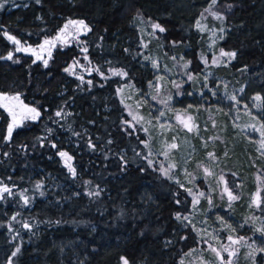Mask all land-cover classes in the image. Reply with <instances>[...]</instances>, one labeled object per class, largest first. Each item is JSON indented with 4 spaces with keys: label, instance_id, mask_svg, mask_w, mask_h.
<instances>
[{
    "label": "rangeland",
    "instance_id": "rangeland-1",
    "mask_svg": "<svg viewBox=\"0 0 264 264\" xmlns=\"http://www.w3.org/2000/svg\"><path fill=\"white\" fill-rule=\"evenodd\" d=\"M207 3L192 19L191 26L204 38L203 44L194 39L193 42H197L190 46L186 40L185 49L189 54L173 58L164 52L165 41L161 36L168 32L165 27L137 11L132 12L129 26L133 30L129 35L134 37L125 36L121 47L124 58H129L145 75L147 82L141 89L135 87L128 74L114 67L112 62L106 60L105 67L91 62L84 40L88 28L80 25L79 21L66 22L60 31L42 39L36 46L4 36L10 49L0 56V63L16 72L20 71L17 66L22 65L26 58H31L33 63H42L51 71L52 65L49 64L55 50L60 49V52H68L72 56L60 69L65 87L61 86V78L53 76L46 92L40 91L35 80H30L23 91L20 85L11 88L10 92L0 91V95L5 96V100L0 102V111L7 118L0 141V231L4 232L12 248L5 264H16L17 256L27 249L30 239L44 230L62 229L66 225L78 230L77 227L83 224L72 215L53 220L43 216L42 209L63 210L67 204L71 205L73 198L83 196L93 206H101L100 198L105 190L83 179L89 170L81 161L87 150L96 153L91 136L95 128L111 137L107 139L108 144L115 142L114 137L121 138L120 146L128 139L135 140L143 146L146 164L152 165L158 176L171 179L176 184L177 196L183 197L186 193L190 197L191 214L177 213L175 218L181 217V221L175 219L179 227L172 229L170 237L162 240L163 250L180 243L177 245L179 256L176 264H228L229 261L231 264H264V232L260 231L264 229L262 96L250 94L237 78L227 77L226 73L220 75L235 59V56L224 54L233 53L225 49L224 38L230 32L227 21L239 10L240 3L224 0ZM213 13L223 18L218 19ZM157 24L164 31L153 27ZM169 34V44L175 48L179 38L174 37L173 31ZM194 46L198 48L194 49ZM200 46L203 47L200 49ZM9 54L11 59L7 58ZM189 75L193 79L189 80ZM66 85H70L69 88ZM186 95L194 97L195 101L186 99L184 103ZM16 96L19 100L12 99ZM257 96L260 99H256ZM47 103L53 108L46 107ZM77 103L84 106L82 112L72 111ZM29 108L36 109L40 115L32 119V113L24 112ZM115 108L119 111L117 114ZM9 109L15 113L16 126L11 137L6 139L8 126L13 123ZM57 111L61 112L60 116L56 115ZM178 115L180 119H177ZM189 116L192 117L190 121L187 119ZM184 122L191 130L184 126ZM0 123H3L1 118ZM109 124L112 129L104 131ZM35 128L42 129V134ZM32 131L35 137H25L24 132ZM227 136L243 150L251 149L255 153L258 160H254L258 163H253L254 170H250V160L242 151L239 159L246 163L242 167L231 163L233 159L238 160L239 151L224 143ZM172 144L176 147L172 148ZM70 149L71 152L76 151L78 161L68 154ZM60 152L67 155L62 157ZM118 152L122 160H133L127 147H121ZM203 156L210 166L205 165ZM44 166L56 168L58 175L45 170ZM70 169H74L75 174ZM246 171H249L247 178ZM37 183L41 185L39 189L36 188ZM4 187H8L10 192H3ZM225 187L236 199L229 200ZM40 192L44 195L41 196ZM96 192L99 195H89ZM169 194L171 197L174 190H169ZM105 211L115 210L107 207ZM119 213V217L113 215L111 219V222L118 223L117 226L132 220L128 214ZM140 218L145 216L142 214ZM25 223L28 228L24 227ZM97 225H89L87 230L90 233L98 230L97 234H100L97 236H100L107 229L99 223ZM107 228L112 226L108 224ZM140 229L142 238H146L149 229ZM179 235L180 241L175 243ZM229 236L238 242L233 243ZM187 239L192 240V245L182 251L181 243ZM114 240L116 244L120 243L119 239ZM95 245L89 246L92 258L86 255L81 244L68 243L65 248L61 249L59 245L55 248L60 260L70 254V264H88L102 253ZM17 248L19 252H16ZM13 252L16 255L13 256ZM115 260L114 264H124L125 260L127 264H143L126 256ZM104 264L111 263L104 261Z\"/></svg>",
    "mask_w": 264,
    "mask_h": 264
},
{
    "label": "trees",
    "instance_id": "trees-1",
    "mask_svg": "<svg viewBox=\"0 0 264 264\" xmlns=\"http://www.w3.org/2000/svg\"><path fill=\"white\" fill-rule=\"evenodd\" d=\"M208 1L210 0H40L37 3V0H0V4H2L0 7V56L10 49V44L4 38L5 35L14 37L30 46H36L42 39L55 35L66 22L84 21V25L88 28L84 40L91 62L100 67L107 66L104 64L106 60L112 62L114 67L124 70L128 74L129 81L135 87L141 89L147 82L145 75L133 62L129 61V58H124L123 46L121 47L124 37L131 36L129 33L133 30L129 26L133 16L132 12L137 11L165 27L168 32L161 36V39L165 41L164 52L169 58H173L177 55L189 54L185 49L186 40L190 46L197 42V40L193 42L194 39H198L200 45L203 44L204 38L192 30L191 26L192 19L197 17L201 8L208 4ZM224 1L238 2L240 8L228 19L227 25L230 27V32L224 38L225 49L234 52L235 59L224 71L220 72V75L226 73L227 77L237 78L240 84L245 85L250 94L262 96L260 121L264 129V0ZM170 31H173L175 38H179V44L175 48L169 44ZM157 42L159 43V41ZM202 47L200 46V49ZM197 48L198 46H194V49ZM59 50L54 51L52 60H50L51 71L42 66V63H33L31 58H26L22 65L17 66L20 69L18 72L9 69L10 67L5 68L6 66L0 63V91L10 92L11 88L17 85H20V90L23 91L30 80H35L40 91L46 92L53 76L61 78V86L65 87L64 77H60V69L72 56L68 52L62 53ZM108 67H112V65L108 64ZM29 73L30 77H28ZM69 86L66 85L67 88ZM58 91L60 93L62 90ZM186 96H184L186 97L184 103L194 99L192 96ZM75 106L72 111H83L84 106H78V103ZM46 107L53 108L50 103H47ZM114 112L117 114L119 111L115 108ZM0 116H2L0 118L3 122L0 123L1 141L7 118L2 111H0ZM104 128V131L112 129V125L109 124ZM35 130L40 135L42 134V129L35 128ZM92 131L94 132L91 135L92 142L95 144L97 155L88 150L84 152L81 161L89 172L83 179L105 190L100 198L101 206H93L83 196L73 198L71 205L67 204L63 210L56 211L49 207L42 209V215L53 218V220L60 216L72 215L76 221H82L83 224L77 227L78 230H73L66 225L62 229L44 230L33 236L27 249L17 256L16 264H70L72 262L70 254L63 256L60 260L57 248H55L58 245L61 249L65 248L68 243L76 246L81 244L89 258H92L93 255L89 246L97 244L94 247L102 253L88 264H104V261L114 264L115 259L121 256H126L133 262L141 261L143 264H176L179 256L177 245L180 244L178 243L180 235L175 240V243L178 244L165 250L162 249V240L170 237L172 229L179 227L175 221L177 213L179 215L183 212L191 214L192 201H190V197L186 193L182 194L183 197L177 196L176 184L171 179L158 176L157 171H153L152 165L146 164L143 146H139L135 140L137 144L128 139L126 144L123 143L120 146L121 138L114 137L115 142L108 144L107 139L111 137L107 133L104 134L99 128ZM24 133L25 137H35L34 131ZM224 143L239 151L237 152L238 160L233 159L232 164L242 167V164L246 163V161L240 160L242 158L239 155L240 151L247 156L246 159L250 160L249 165L258 163V159L251 149L243 150L242 146L235 143L231 137L227 136ZM124 146L128 148L129 157L133 160H122L120 157L118 151ZM68 151V154L78 161L76 151L71 152V149ZM204 162H206V166H210V162L205 158ZM253 167L250 170H254ZM43 168L58 175L56 168L45 166ZM229 170L232 171V169ZM248 172H245V178L249 177ZM8 185L12 186L13 184L8 183ZM169 190H174L171 197ZM106 194L109 196L107 197ZM169 202H177V204L173 205ZM107 207L115 211H105ZM116 208L120 209L119 212L128 214L132 220L126 224L123 223L120 227L117 226V222H111L113 215L118 217L121 215ZM142 214L145 216L143 219L140 218ZM178 220L181 221V219ZM98 223L107 229L100 236H97L100 234H97L98 230L94 233L87 230L89 225L98 226ZM108 224L112 226L111 229L107 228ZM115 226H117V230ZM140 227L149 229L146 238H142L141 234L143 233L140 232ZM115 238L119 239L120 243L116 244ZM60 240L63 242L61 243ZM191 243V239L181 243V245L183 244L182 251L192 245ZM163 246L165 247V245ZM11 249L4 232L0 231V264H5ZM171 253L175 255L171 256Z\"/></svg>",
    "mask_w": 264,
    "mask_h": 264
},
{
    "label": "snow or ice",
    "instance_id": "snow-or-ice-1",
    "mask_svg": "<svg viewBox=\"0 0 264 264\" xmlns=\"http://www.w3.org/2000/svg\"><path fill=\"white\" fill-rule=\"evenodd\" d=\"M39 2H40V0H37V3H39ZM212 3L215 4V3H216V0H212ZM0 7H2V4H0ZM228 7L231 8V5H229ZM213 15H216L218 19H222V18H223L222 16H220V15L217 14V13H213ZM71 23H77V22L73 21V22H71ZM78 23H79L80 25L86 27V25H84V21H79ZM153 27H154V28H158L160 31H164V29L161 28L158 24H157V25H153ZM9 39H13V40H14L15 38L9 36ZM46 43H47V41H46ZM224 54H225V55H228V56H230V57H234V56H235V53H234V52H233V53H224ZM7 58H8V59H11V58H12L11 54H9V56H8ZM44 63H45V65H47V60H45ZM185 67H187V65H185ZM66 71H67V69H66ZM120 74L123 75L124 73H120ZM188 79L191 80V79H193V77H192L191 75H189ZM89 83H90V82H89ZM177 87H179V85H177ZM0 98H2V97H0ZM12 99L19 100V97L16 96V97H13ZM169 99H171V97H169ZM232 99H235V97H232ZM256 99H260V97L257 96ZM4 106L7 107V105H4ZM190 107H191V106H190ZM27 111H28L29 113H32V114H33V115H32V119H35L36 117H38V116L40 115V113H39L36 109H34V108H29V109H27ZM9 112H10V114L13 115V123L10 124V125L8 126V137H6V139L11 137V134H12V131H13V127L16 126L15 113H12V110H11V109H9ZM56 115H57V116H60V115H61V112H60V111H57V112H56ZM160 115H163V113H161ZM177 119H180L179 115L177 116ZM187 119L190 121V120L192 119V117L189 116ZM184 126H185L186 128H188L189 130H191V127L189 126V124H188L187 122H184ZM109 143H111V141H109ZM53 147H55V145H53ZM171 147H172V148H175L176 145H175V144H172ZM59 155L63 157V156H66L67 153H65V152H60ZM209 155H212V154H209ZM125 163H126V161H125ZM149 164H151V161H149ZM70 170L73 172V174H75L74 169H70ZM205 171L207 172L208 170L205 169ZM220 179L223 180V177H221ZM40 187H41V185H40L39 183H37L36 188L39 189ZM2 191H3V192H10V189H9L8 187H4V188L2 189ZM225 192H227V195H228L229 200H234V199H236V197L233 196L232 193H231L230 191H228L227 187H225ZM93 194H95V195H99L98 192H96V193H89V195H93ZM40 195L43 196L44 193H43V192H40ZM200 195L203 196L204 193H200ZM0 198H2V197H0ZM27 203H28V200H27V198H26V199H25V204H27ZM257 206H258V205H257ZM13 219H15V217H13ZM177 219H181V217L178 215V216H177ZM24 227H25V228H28L29 225H28L27 223H25V224H24ZM260 231L264 232V229H260ZM240 239L242 240L243 238L241 237ZM229 240H232L233 243H237V242H238V241H236V240H233V238H232L231 236H229ZM227 250H228V249L225 248V251H227ZM213 251H216V250L213 249ZM16 252H19V248L16 249ZM16 252H13L12 255H13V256L16 255ZM231 254H232V253H230V255H231ZM217 255L219 256V252H217ZM124 264H127V261H126V260L124 261ZM228 264H231V262L229 261Z\"/></svg>",
    "mask_w": 264,
    "mask_h": 264
},
{
    "label": "water",
    "instance_id": "water-1",
    "mask_svg": "<svg viewBox=\"0 0 264 264\" xmlns=\"http://www.w3.org/2000/svg\"><path fill=\"white\" fill-rule=\"evenodd\" d=\"M0 97H2V98H0V102H3L5 100V96L0 95Z\"/></svg>",
    "mask_w": 264,
    "mask_h": 264
},
{
    "label": "flooded vegetation",
    "instance_id": "flooded-vegetation-1",
    "mask_svg": "<svg viewBox=\"0 0 264 264\" xmlns=\"http://www.w3.org/2000/svg\"><path fill=\"white\" fill-rule=\"evenodd\" d=\"M13 40V39H12ZM17 45H19L18 43H17ZM32 56H33V54H32ZM24 112H27L25 109H24ZM19 121H17V123H18Z\"/></svg>",
    "mask_w": 264,
    "mask_h": 264
}]
</instances>
